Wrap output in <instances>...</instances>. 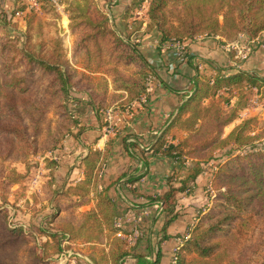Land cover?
I'll use <instances>...</instances> for the list:
<instances>
[{
  "label": "trees",
  "instance_id": "obj_1",
  "mask_svg": "<svg viewBox=\"0 0 264 264\" xmlns=\"http://www.w3.org/2000/svg\"><path fill=\"white\" fill-rule=\"evenodd\" d=\"M65 2L74 37L71 59L58 36L48 42H33L34 17L27 19V34L22 37L16 29L11 32L6 14H0V193L5 203L12 188L22 185L25 178L16 164L27 163L32 155L54 153L66 137L79 138L87 131L88 126L75 117V106L82 103L83 95L100 121L101 113L109 108L128 106L145 97L149 81L155 77L147 54L131 37L140 29L137 21L131 33L123 36L97 0ZM140 5L134 3L133 11ZM148 18V31L159 36L161 47L171 42L186 44L199 36L238 39L243 35L251 41L264 33V0H152ZM97 74L101 78H96ZM245 86L260 91L264 78L241 72L217 76L213 82L194 79L191 94L181 99L171 122V127L180 128L187 136L178 144L158 140L153 147L157 155L171 158L174 167L179 164L185 169L180 179L174 173L169 175L162 193L144 196L165 216L158 244L175 238L169 228L180 217L175 208L179 195L191 184L197 185L206 163L213 159V150L221 144L249 147L263 139L264 130L258 135L246 133L251 120L221 138L238 118L235 108L223 111L221 94ZM106 124L101 123L100 128ZM127 138L124 146L134 158L135 144H128ZM231 147L226 162L218 165L214 176L218 190L214 204L201 217L191 237L178 247L176 264H264V148L240 155ZM101 156V152L89 150L82 162L86 177L75 184L71 178L56 181V163L50 162L55 188L48 192L50 214L45 216L44 226L37 228L38 233L11 227L9 215L0 209V264H46L48 255L61 254L67 241H108L110 249L102 253L105 256L89 255L93 264H125L128 258L136 260L135 264H161V246L155 259L149 260L147 254L139 252L141 238L133 247L125 239L112 238L113 226L122 214L108 190L95 191V207L82 210L91 200V191L97 188L99 177L94 171ZM187 160L192 162L189 167ZM137 171L123 174L115 183L127 177L125 185L140 197L138 187H133L142 178L136 176ZM41 238L48 241L40 242ZM173 256L176 258V254Z\"/></svg>",
  "mask_w": 264,
  "mask_h": 264
},
{
  "label": "crops",
  "instance_id": "obj_2",
  "mask_svg": "<svg viewBox=\"0 0 264 264\" xmlns=\"http://www.w3.org/2000/svg\"><path fill=\"white\" fill-rule=\"evenodd\" d=\"M62 1V8H56L62 20L63 44L67 57L71 59V51L74 43V37L69 30V17L65 12V5ZM100 5H104L103 9L107 12L114 28L121 32L123 36L131 33L134 21H137V27L131 37L136 43H140L141 49L148 55V60L155 69V77H152L148 85V93L144 99L133 101L129 104L127 110L116 109L112 112L110 119L108 114L100 121L95 116L94 110L86 103L87 96L83 95L82 103L75 106L79 109L83 125L88 126L87 131L79 138L71 136L67 138L63 144L62 150H58L49 154L53 165L56 163L54 175L56 178H71L75 183L85 179L86 174L82 165L83 159L88 155L90 149L101 152V158L94 171L97 175V188L93 189L90 194V202L85 205L83 210H90L96 204V192L108 190L109 195L114 197L122 217L116 222L115 227L117 233H111L118 238H132L136 244L139 238V252L148 255L149 260L156 257L160 249L159 238L163 225V215L161 208L156 204L151 205L144 196L160 194L167 188V178L174 170L175 163L171 158L163 155H157L153 150L158 140H165L170 144H178L183 140L187 133L178 127H171V122L175 118L181 99L189 93L193 80H213L220 76V72L225 77L231 76L233 73H248L264 78V46L254 40H247L242 35L234 42H226L220 37H197L191 42H187L188 61L177 63V71L172 74L168 71V66L173 59L168 57L159 44V36L155 33L148 34L145 32L149 22L148 10L142 9V3L138 9L133 11V0H97ZM142 2V0H141ZM37 1L32 0H0V14H13L16 12L18 21L20 17H24L30 8L37 7ZM25 8L24 11L21 8ZM128 14V16H126ZM131 14V16H130ZM130 16V17H129ZM22 17V18H23ZM22 25V24H21ZM260 38H264L260 36ZM236 45L240 50L230 46ZM248 48V49H247ZM151 49V51H147ZM236 50V51H234ZM233 51V52H232ZM101 78L100 74L95 75ZM256 88L245 86L230 92H223L225 98L229 99V103L225 104V111L237 109L238 118L229 125L225 131L230 128L231 133L237 126L245 121L247 116H255L260 120L264 116V101H252L260 97ZM251 94L249 101L252 103L249 107L242 105L246 101L243 95ZM259 95V96H258ZM186 97L185 99H188ZM73 102V101H72ZM245 106V107H244ZM127 113V114H126ZM103 121H109L103 128L100 124ZM93 127V128H90ZM127 138L128 144H135L132 148L134 158L127 152L124 146V139ZM189 163V162H188ZM187 163V164H188ZM190 165V164H189ZM136 176L142 177L140 181L135 183L133 187H138L140 197L134 196L129 190L130 186L125 185L127 177L122 178L115 183L123 174L129 171H136ZM136 204H138L136 206ZM50 209L49 205L47 204ZM157 211L152 218L150 212ZM159 211V212H158ZM148 214L152 218L150 225L146 227L143 221H148L147 217L142 218L144 214ZM134 219V220H133ZM143 226L144 230L137 231L135 234L125 232L128 222H137ZM178 224H173L169 228V233L174 235L178 229ZM125 230V231H124ZM129 240V239H128ZM174 241L173 239L171 242ZM167 245L162 244L163 258L161 264H166L168 257H172L174 249H168ZM132 243V244H133ZM69 244V242L67 243ZM180 244L175 242L174 245ZM87 244H76L77 249L73 250V254L78 256L85 255L84 251ZM132 247V246H131ZM84 251H83V250ZM81 252L83 254H81ZM63 256V255H61ZM133 258H128L125 264H135ZM170 262V261H169Z\"/></svg>",
  "mask_w": 264,
  "mask_h": 264
},
{
  "label": "rangeland",
  "instance_id": "obj_3",
  "mask_svg": "<svg viewBox=\"0 0 264 264\" xmlns=\"http://www.w3.org/2000/svg\"><path fill=\"white\" fill-rule=\"evenodd\" d=\"M16 1L18 3V0H16ZM65 1L66 0H64L63 4L65 5V12L68 15V13L66 11V8L68 5ZM145 1L146 0H142V2H141V0H133L132 5L135 8L134 3L140 2L144 6L143 2H145ZM37 5H38L37 7L30 8V11L27 14L24 13L25 14L24 17L21 16L19 18L20 21L16 20V19H18L17 16H15V15L12 16L11 13L6 14L7 24H8V27L10 28L11 32H13V30L16 29V32H18L22 37H24L25 34H27L26 32L28 29L27 19L32 16V17H34V19H33V23L31 24V28H32L31 34L33 35V42L34 43H37L40 39L44 40V42L45 41L48 42L50 38L55 37V36L60 37V39L62 40V43H63L64 36H63V29L61 27L62 26L61 25L62 20L60 18L59 13L55 10V8L48 5L43 0H38ZM221 21H222V18H221ZM69 24H70V22H69ZM145 32H147L149 35L152 33H155L154 31H148V27H147V29H145ZM199 37H201V36H199ZM261 37H263V35H261ZM222 39H224V41H223L224 46H225V40H226V42H229V43L237 40V38L228 39L225 37H223ZM256 39H258V38H256ZM262 41H264V39H262ZM235 43H238V41H236ZM157 46H161V45L157 43ZM63 47H64V44H63ZM237 48L238 47H236L235 49H237ZM237 50H240V48H238ZM147 51H151V49H148ZM234 51H236V50H234ZM1 67L2 66H1V58H0V70H1ZM219 75L223 76V74L221 72ZM258 94L260 95V97H258L257 99H254L252 101V103H254L255 106H256L255 101H257V100H259L260 102L264 101V88H262V90H260ZM221 95H223V97H224V98L222 97L224 101H223V105L221 104V106H222L223 111L225 112V94H221ZM243 96L246 98V101L244 104L242 103V105H245L247 107L252 105V103L249 101V97L251 96V94L250 95L245 94ZM71 103H73V102L71 101ZM75 104L76 103L74 102L72 104V106ZM76 105L79 106L78 103ZM119 106H121V105H119ZM128 106L127 105H125L123 107H114L113 106V107L109 108L108 110H106L105 112L101 113V115L104 118L106 116V114H111L116 109L123 111V109H125V108L128 109ZM76 110H77V112H75L76 113L75 117L77 120H79V119L81 120V118L84 116H82V115L80 116L79 109H76ZM245 118L246 119L242 124L251 120L250 123H248L247 128H246L247 134H250L251 136L252 135H258L259 133H261V131L264 130V116L260 120H258V118H255V116H250V117L247 116ZM81 122H82V120H81ZM104 122L105 121H103V123ZM107 123L109 124V121H107ZM81 124L83 125V123H81ZM75 129H73V131ZM225 132L226 133L230 132V128H228L226 131L224 130L223 135H221L222 139H225L229 135V133H228L227 136L225 137ZM70 137L71 136L66 137V139L63 141V144L66 142L67 138H70ZM63 144L57 149V151L64 149ZM231 146H233L234 150H236L235 154H240V155H243L247 151H250V150L251 151H254V150L258 151L260 149L262 150L264 148V137L261 141L256 142L254 145H251L249 147L244 146L243 148L242 147L237 148V146H235L233 144H230V146L229 145L225 146V145L221 144V145H218L213 150V152H212L213 159L208 160V162L206 163L205 173L198 180L197 185L195 186L194 184H191V188H189L182 195H179L180 196L179 197L180 198L179 203L176 204V207H175L176 212L180 216L175 224H178L179 227L175 231V233H173L174 234L173 236L175 237V238H173L174 241H172V242L170 241L169 242L170 246L167 247L168 249H171V248L174 249L173 252H174V254H176V258L174 256H173L174 259L171 256L168 257V260H167L168 262L166 264H176L177 255H178V250H177L178 248H177V244L174 245V243L180 242V244H178V247L180 245H182V243L184 244L187 241V239H189L191 237V233L194 230V228L198 225V223L201 221V217L203 215L207 214L209 212L210 208L213 206V204H214L213 199L215 198V196L218 192V190L216 189V187L214 186V183H213L214 176L218 170V165L226 162L225 161V160H227L226 156L230 152V150L232 148ZM49 154L50 153L32 155L29 158L27 163L16 164L15 168H17L18 172L25 176V178L23 180V184L22 185H15L12 188V192L9 193L7 196V202L6 203L3 202V199H2L1 193H0V209L6 211L7 214L9 215V224L11 227H22L27 233H29V232L38 233L37 228L44 226L43 222H45V216L47 214H50L49 213L50 210L47 206V204H48L47 201L49 200L48 199V192L50 189L55 188V186H53V183H52V177L50 176V174H51L50 162H52V161H51V159L47 158V157H49ZM187 161L190 162L188 164L186 163L187 167L191 166L192 162L189 160H187ZM172 173L175 174L176 178L180 179L185 174V169H181L180 165L178 164V165H176V167L172 171ZM57 180H58V178H56V181ZM177 185H179L178 182H177ZM156 213H157L156 209H155V211L152 210L150 212L151 217L153 218ZM143 217L144 218L147 217L148 221H143V223H145L146 227H147L148 225H150L149 222H151L152 218L150 216H148V214H146V213L142 216V218ZM162 222L163 223L165 222V216L164 215H163ZM141 229L144 230L143 226L140 225L138 223V220H137V222H133V221L128 222L127 228H125V230H127V231H125V230L124 231L125 232L129 231L130 233L132 232L130 235H132V234L134 235L136 230L141 232ZM112 230L115 231V233H117V229H116L115 225L113 226ZM112 238H115V235H112ZM124 239L125 238L120 237L121 241H123ZM128 239L127 240L125 239L128 243V246H132V247L135 246L132 238H128ZM40 240H41L40 242L48 241L45 238H41ZM109 241H111V244H112L113 240L110 239ZM68 242H69V244H67ZM107 242L108 241H106L104 244H96L95 242L85 243L83 241H67L66 244L64 243V247H63L64 251L61 254L51 255V256L48 255L49 258L46 261L47 262L46 264H93V262L91 261L89 256L85 257L84 255L78 256V255L73 254L72 253L73 250L77 249V247L75 248L74 246H76V244L77 245L78 244H87L86 247L83 248V249H85V251L82 249L84 251L85 255H87V254L90 255L91 253H94L97 256L102 257V256H105V255H102V253H107L110 249L109 244L106 245ZM162 244L167 245L166 243H162ZM162 244H160V246ZM81 254H83V253L81 252ZM61 255H63V256H61Z\"/></svg>",
  "mask_w": 264,
  "mask_h": 264
},
{
  "label": "built area",
  "instance_id": "obj_4",
  "mask_svg": "<svg viewBox=\"0 0 264 264\" xmlns=\"http://www.w3.org/2000/svg\"><path fill=\"white\" fill-rule=\"evenodd\" d=\"M34 2L38 0H33ZM51 5H53L56 8H62V3L61 0H43ZM152 0H146L144 3V6L142 4L141 8L144 7L145 10H147L150 6ZM264 38L258 37L256 39V42H259V44L263 47L264 46V41H262ZM236 45H232L230 47L234 48ZM237 47V46H236ZM235 47V48H236ZM163 52L168 56L171 57L173 60L169 62L170 64L168 65V71L172 74H175L177 71V63H184L188 61V54H187V46L185 43L181 42H171V43H166L162 46ZM177 62V63H175ZM143 97L142 99H144ZM109 118L112 117V113L108 114Z\"/></svg>",
  "mask_w": 264,
  "mask_h": 264
}]
</instances>
